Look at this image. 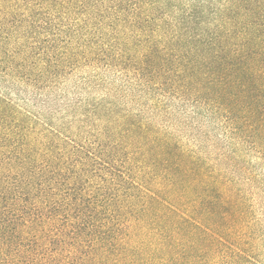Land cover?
Returning <instances> with one entry per match:
<instances>
[{
  "label": "trees",
  "instance_id": "obj_1",
  "mask_svg": "<svg viewBox=\"0 0 264 264\" xmlns=\"http://www.w3.org/2000/svg\"><path fill=\"white\" fill-rule=\"evenodd\" d=\"M0 264H264V0H0Z\"/></svg>",
  "mask_w": 264,
  "mask_h": 264
}]
</instances>
